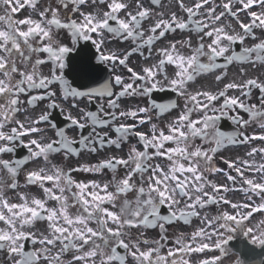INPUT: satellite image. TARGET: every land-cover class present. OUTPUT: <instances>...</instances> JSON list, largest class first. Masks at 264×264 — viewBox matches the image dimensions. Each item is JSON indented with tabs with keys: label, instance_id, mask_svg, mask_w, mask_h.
<instances>
[{
	"label": "snow or ice",
	"instance_id": "1",
	"mask_svg": "<svg viewBox=\"0 0 264 264\" xmlns=\"http://www.w3.org/2000/svg\"><path fill=\"white\" fill-rule=\"evenodd\" d=\"M177 31L188 38L155 48ZM113 40L134 46L117 54L106 49ZM133 54L155 62L136 71L128 66ZM237 65L241 79L220 87ZM117 66L130 75L116 74ZM249 67L264 69V0H0V264H253L250 254L264 250V219L249 226L254 214H264V162L254 159L264 147H252L251 160L225 161L236 175L215 164L231 147L264 142V79L248 77ZM208 75L214 90L192 88ZM166 90L183 105L152 98ZM136 97L148 98L147 106L122 109L125 98ZM98 101L96 110L88 109ZM62 103L79 113L67 112V128L51 119V109L64 112ZM174 110L164 127L152 122ZM128 119L137 123L123 122ZM146 123L149 133L137 130ZM251 125L260 133L248 135ZM89 127L87 135H68L69 128ZM105 128L115 136L97 130ZM126 145L125 155L96 163L65 168L53 162L55 155L66 161ZM18 148L27 154L3 158ZM38 161L43 166L26 171L24 181L42 196L21 191L18 179ZM106 170L108 182L73 176ZM221 173L232 187L209 178ZM236 191L243 202L227 198ZM194 219L200 226L167 247V226ZM150 229H159L160 239L147 238ZM240 236L245 239L234 251L230 242Z\"/></svg>",
	"mask_w": 264,
	"mask_h": 264
},
{
	"label": "flooded vegetation",
	"instance_id": "2",
	"mask_svg": "<svg viewBox=\"0 0 264 264\" xmlns=\"http://www.w3.org/2000/svg\"><path fill=\"white\" fill-rule=\"evenodd\" d=\"M166 2V0H165ZM191 0H186V3H190ZM217 3H220V0H216ZM30 9L26 10V11H22L21 13L18 14L17 18H23L24 16L28 15L30 13ZM242 19L246 18L243 16V14L241 15ZM233 23H235L233 21ZM151 26V21H149L147 24H145V27L148 28ZM189 36L188 33H181L180 31H177L174 34H168L167 37L165 39H162L160 42H158L155 45V48H160L161 46H167L169 44V42H175L178 40H184L187 39ZM192 40H193V46H196L197 40L198 38L193 34L192 35ZM207 42V41H206ZM253 43V41L248 40L247 41V45H251ZM134 45L129 41V42H122L119 40H113L110 43H108L106 45V49H110L115 51L117 54H122V53H126L127 51H129ZM239 50V48L237 49ZM182 51H184L186 54L190 51L189 49H182ZM145 56L148 55L147 50H145ZM156 56V53L153 52V57ZM155 60L154 59H149L148 61L144 60L143 56H140L139 54H133L130 58H129V67L134 68L136 71L140 70V67L143 66L145 63H154ZM219 62H223V58H220ZM239 65L232 67L230 66L229 68V76L227 78V80L220 82L219 86L222 87L223 83L228 82V80H231L233 78H235L237 81H239L241 79V77L237 74V69H238ZM45 72L47 71V68L45 67L43 69ZM169 74L172 73V68L170 67L168 69ZM116 74H122L125 78H127L130 74L127 72L126 68H124L123 66H117L116 69ZM247 76L248 77H260L261 79H264V69L259 68V67H249L248 71H247ZM212 88L213 90L215 89V87H217V85L214 83L213 80V76L212 75H208L202 78H198L197 83H195L194 85H192V88ZM117 91L119 89H116ZM230 94H237V93H230ZM257 92L254 90L253 92V101L252 102H256V96H257ZM24 98V97H22ZM153 99H156V101L158 103H163V102H167L168 100H177L178 103L182 106L184 103L183 98H177V95L173 92H171L170 90H166L165 92H155L152 96ZM26 99V98H24ZM58 103H61V101H57ZM98 103H103V101H98L96 104H90L88 105V109L89 110H96L97 108V104ZM47 104V101L42 102L40 104V106L36 109V113H39L41 111L42 108L45 107V105ZM148 104V98H125L124 102L122 103V109L127 110L128 108H134L136 106H147ZM27 107V105H25ZM61 106L64 108V112H61L60 108H56V109H51V119L56 122L58 124V126L60 127H66L67 125L70 123L66 120V115L67 112L71 111L73 115L78 116L79 113L77 111V109L75 108H70L67 104L62 103ZM81 108H84L85 105L81 104L80 105ZM179 110H174L172 111L170 114H165V116L163 117H155L154 120L152 122L159 124L161 127H164L166 122L175 118V116L177 115V112ZM242 115H245V118H247L246 114L241 113ZM19 119L23 120L24 116L20 115L18 116ZM123 122H127V123H137L135 120L132 119H128L126 121ZM223 127L225 130H231L232 126H231V122L230 121H223L222 122ZM98 131H108L110 136H115L114 132L109 131L108 129H97ZM137 130L138 131H143L145 133H149L150 132V124L146 123L144 125H138L137 126ZM260 129L258 126L256 125H251L249 126V128L246 130L248 135H253V134H259L260 133ZM89 132H91V128L89 127L86 130H83V132H80L77 129L74 128H69L68 129V135L70 137L73 138H78V136L80 134H84L87 135L89 134ZM51 137L54 138V132L51 131ZM25 140H27V137H25ZM199 142V141H197ZM130 143L135 144L136 140L133 138ZM78 146V145H77ZM252 147H256V148H260V147H264V142L259 141V140H254L252 141V143L247 144V145H242V146H234L229 148L226 151H223L221 153H219L216 157H215V164L217 167H220L222 169H224V172L231 174L233 172L232 169H229L227 164L225 163V161H233V162H239V160L241 159H248L251 160L253 159L252 157H248L247 156V152L251 150ZM24 149L18 148L17 152L18 153H23ZM127 152V145L124 147V151H119L116 149H108L105 151H102L100 153H87L84 152L82 153V155L80 157H72L69 160L64 161L62 159V156L60 155H55L53 157V162L54 163H62V166H64L65 168H69V167H78L80 164L82 163H96L102 159H104L105 157L108 156H112V155H116V156H123L125 155V153ZM22 157V156H20ZM3 158L5 159H15L16 158V153L15 154H7L4 155ZM254 159L256 160L257 163H261L262 160L264 159V155L257 153L254 157ZM43 166V163L41 161H38L36 163H29L23 172H21L19 179V182L21 184V191L36 195V196H42V191L36 187V186H25V181H24V173L30 169L33 168H37ZM125 169L121 168L119 170V175L123 176L125 174ZM235 173V172H234ZM250 173L246 172L245 175H248ZM73 176L75 179L77 180H83V181H88V180H98V181H104V182H108L111 179V173L107 172V170L103 173V174H94V173H83V172H76L73 173ZM223 177L224 174H215V175H210L209 178L214 180L215 182H220L224 179ZM223 184H227L229 187L231 186V182L229 181L228 183H223ZM238 185H240L239 183H237ZM9 197L13 200H15V194L14 193H9ZM208 211H210V213L212 214L215 211V206H212ZM197 224L200 225V221L198 219H194L192 224ZM172 226H179V227H184L186 225H184L183 223H175L171 226H167V235L168 234H174L173 229L171 228ZM135 235H139L138 232L134 233ZM152 233L148 234V237H153ZM161 233L159 231V229H157L155 237H160Z\"/></svg>",
	"mask_w": 264,
	"mask_h": 264
},
{
	"label": "rangeland",
	"instance_id": "3",
	"mask_svg": "<svg viewBox=\"0 0 264 264\" xmlns=\"http://www.w3.org/2000/svg\"><path fill=\"white\" fill-rule=\"evenodd\" d=\"M174 242H175V239H172L171 241H167L165 243H166V245L168 247V246H174Z\"/></svg>",
	"mask_w": 264,
	"mask_h": 264
},
{
	"label": "bare ground",
	"instance_id": "4",
	"mask_svg": "<svg viewBox=\"0 0 264 264\" xmlns=\"http://www.w3.org/2000/svg\"><path fill=\"white\" fill-rule=\"evenodd\" d=\"M46 135L49 137V135H50V131H48V132L46 133Z\"/></svg>",
	"mask_w": 264,
	"mask_h": 264
},
{
	"label": "water",
	"instance_id": "5",
	"mask_svg": "<svg viewBox=\"0 0 264 264\" xmlns=\"http://www.w3.org/2000/svg\"><path fill=\"white\" fill-rule=\"evenodd\" d=\"M254 253H256V252L254 251ZM258 253H261V251H258V252H257V255H258ZM257 255H256V256H257ZM256 256H255V257H256Z\"/></svg>",
	"mask_w": 264,
	"mask_h": 264
}]
</instances>
